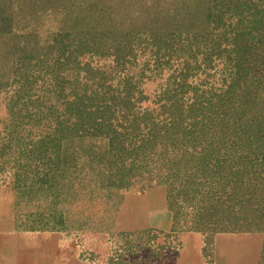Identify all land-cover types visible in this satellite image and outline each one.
Wrapping results in <instances>:
<instances>
[{
    "label": "trees",
    "instance_id": "16d2710c",
    "mask_svg": "<svg viewBox=\"0 0 264 264\" xmlns=\"http://www.w3.org/2000/svg\"><path fill=\"white\" fill-rule=\"evenodd\" d=\"M13 1L0 0V30L18 35ZM124 15L74 20L49 56L22 34L30 39L5 123L29 135L12 132L4 146L24 149L26 173L50 182L76 139L99 138L114 184L156 181L174 204L200 195L201 218L251 222L264 211V0H135ZM138 56L163 79L144 111L135 102L147 68L110 76ZM45 64L50 77L37 92Z\"/></svg>",
    "mask_w": 264,
    "mask_h": 264
},
{
    "label": "rangeland",
    "instance_id": "374dc122",
    "mask_svg": "<svg viewBox=\"0 0 264 264\" xmlns=\"http://www.w3.org/2000/svg\"><path fill=\"white\" fill-rule=\"evenodd\" d=\"M134 1H13L18 35L0 30V264H264V211H254L251 222H213L199 217L200 195L181 206L171 203L166 184H114L99 138L76 139L73 155L53 166L50 182L26 173L24 149L4 146L12 132L29 135L5 123L19 82L17 60L30 39L22 34L37 40L35 54L49 56L52 38L69 23L87 24L102 14L119 19ZM88 60L85 54L81 66ZM131 61L110 76L120 78L127 67L147 68L135 102L144 111L157 98L162 73L152 62L145 66L141 56ZM44 66L34 73L37 92L50 77Z\"/></svg>",
    "mask_w": 264,
    "mask_h": 264
},
{
    "label": "bare ground",
    "instance_id": "6f19581e",
    "mask_svg": "<svg viewBox=\"0 0 264 264\" xmlns=\"http://www.w3.org/2000/svg\"><path fill=\"white\" fill-rule=\"evenodd\" d=\"M62 198V197H61ZM122 198V197H121ZM47 202V201H46ZM76 222V221H75ZM111 222V221H110ZM111 224V223H110Z\"/></svg>",
    "mask_w": 264,
    "mask_h": 264
}]
</instances>
